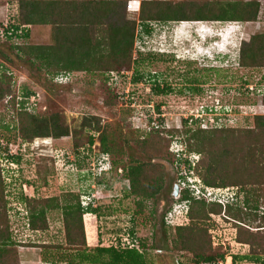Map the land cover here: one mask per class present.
Instances as JSON below:
<instances>
[{
    "label": "rangeland",
    "instance_id": "obj_1",
    "mask_svg": "<svg viewBox=\"0 0 264 264\" xmlns=\"http://www.w3.org/2000/svg\"><path fill=\"white\" fill-rule=\"evenodd\" d=\"M117 1L123 2L126 10L128 0ZM184 1L193 0L170 2ZM205 1L223 4L251 0L194 2ZM255 2L260 3V16L254 22L153 23L148 35L138 32L140 38L136 39L143 49V53L137 51L135 54L138 62L131 71L121 73L117 78L114 73L109 76L78 73L67 79L53 77L52 80L50 74L38 69V62L28 63L27 57L16 50V46L22 44L48 45L51 27L38 25L15 30L19 24L18 0H0V77L5 90L10 91V96L0 100V168L10 241L14 244L6 247L10 253H4L0 258L2 261L6 264L16 261L17 264H36L38 261L40 264L43 261L41 255L48 252L51 253L47 258L52 262L58 258L63 264L74 261L76 252L66 248L61 211H48L47 230L33 231L28 226L24 205L25 197L42 200L59 198L65 193L80 195L84 203L92 201L97 207L98 216H83L87 251L100 245L118 250L126 245L131 248L121 236L126 234L127 220L131 218L134 237L137 243L146 246L144 251L152 264H176L178 260L187 262L193 258L191 254L172 250L176 226L161 223L180 203V191L186 187L192 189L190 183L197 178L180 180L184 183L181 185L178 175L168 169L160 192L152 199L140 200L142 211H137L135 201L138 199L128 194L129 183L121 175L129 167L143 165L144 171L150 165L148 152L145 154L143 149L145 145L141 146L137 140L149 139L152 128L174 130L187 125L194 130L192 122L185 119L201 114L206 119L223 116L221 122L228 123L227 127L246 131L254 127L253 117L264 115V68L237 65L239 48L253 35L264 33V0ZM121 12V18H138V13L127 10L125 13L123 7ZM218 53L231 55L229 66L222 67L227 64L224 61L220 64ZM192 59L197 60L193 62ZM230 59L234 61L231 63ZM208 66L216 70L206 68ZM156 85L170 92L157 95L154 93ZM24 89L34 94L26 98ZM20 108L38 117H57L67 125L69 134L59 139L23 141L20 125L24 121L17 111ZM228 115L230 120H227ZM91 117L98 121V132L93 130L95 120L89 121ZM86 122H91L89 128L85 126ZM160 137L164 138L163 135ZM101 138L110 150L103 158ZM252 141L251 135L244 132L238 135L235 148L240 147V150L235 157L246 153ZM173 145L183 147L176 141ZM5 152L19 161L12 162ZM111 160L114 161L112 171L108 170ZM251 174L246 171L248 183L254 180ZM97 175L100 178L95 179ZM175 186L179 189L177 196H173ZM228 189V192L232 191V199L236 193L239 195L237 206L242 207L244 193H239L238 186ZM244 189L251 187L246 184ZM211 220L212 243H216L213 247L220 246L226 253V264H231L234 256L248 255L249 246L235 240L236 227L231 220H224L223 216H212ZM49 246L64 249L57 254L51 248L46 249ZM60 253L61 257L58 256ZM251 262L254 260L237 261L238 264Z\"/></svg>",
    "mask_w": 264,
    "mask_h": 264
},
{
    "label": "trees",
    "instance_id": "obj_2",
    "mask_svg": "<svg viewBox=\"0 0 264 264\" xmlns=\"http://www.w3.org/2000/svg\"><path fill=\"white\" fill-rule=\"evenodd\" d=\"M170 1H142L137 20H127L125 16L120 17L122 16L121 8L123 7L125 13L126 10L123 2L117 0H18L19 24L14 29L45 25L51 27L52 34L48 45L22 44L17 45L16 50L21 56L27 57L28 63L38 62V69L45 74H50L52 80L53 77L67 79L78 73H102L106 76L114 73L117 78L121 73L131 71L132 66L138 62L136 58H133L136 38H140L138 32L148 35L153 23L232 21L242 23L254 22L260 16V3L255 0L223 4L210 1L198 3L194 2L195 0L177 3ZM218 54H220L218 57L220 64L223 61L227 64L222 67L229 66L230 55ZM237 65L251 69L264 68V33L253 35L247 44L239 48ZM206 68L216 70L210 66ZM2 82L0 77V100L10 96V91L7 88L5 90ZM24 92L26 98L34 94L32 91L25 90ZM169 92L158 86L154 88V93L157 95ZM17 111L24 121L20 125V135L23 141L30 142L34 138L59 139L69 134L67 125L62 124L57 117H38L25 111L24 108ZM91 120H95L93 130L98 132L97 119L91 117L89 121ZM253 123L254 127L246 131H239L233 127L205 130L194 121L192 122V126H195L194 130L187 125L174 130L165 127L154 130L152 128L148 135L149 139L137 140L141 146L145 145L143 149L145 154L148 152L150 165L144 168V171L143 165L129 167L121 175L122 179L129 183L128 194L138 199L135 201L137 211H142L141 201L152 199L160 192L168 169L178 175L180 184H182L180 180L189 181L190 178H197L196 180L200 183L193 182L190 186L199 187L201 185L203 188L213 189L238 186L239 193H244L242 207L237 206L239 204L237 193L235 198L223 207L216 202L196 199L193 195L194 189L186 187L180 191L179 200L187 202L189 221L187 225L174 227L172 250L176 253L191 254L193 258L187 262L178 260L176 264H218L220 261H225L226 253L222 248L213 247L210 229L213 226L212 216H223L224 220H231L236 227L235 240L237 243L250 248L248 255L234 256L231 264H238L237 261L240 260H254L252 264H264V215H261L260 223H258L256 214L258 208L264 205V115L253 117ZM85 126L89 128L91 122H86ZM243 132L248 136L251 135L253 143H250L251 146L246 153L237 158L235 156L240 147L235 148V141ZM161 135L164 138H161ZM180 136L182 139H178ZM174 141L183 147L177 148L173 145ZM89 142L92 143L91 137H89ZM100 142L102 148L100 154L103 158L104 154L110 150L105 146L104 138H101ZM6 157L14 163L19 161L10 153H6ZM113 166L114 161L111 160V171ZM246 171L253 174L251 176L254 180L251 183L246 180ZM1 172L0 168V258L4 253H10L6 247L14 246L10 241L8 209ZM86 175L89 173L87 172ZM98 175L95 179L100 178ZM100 181L99 179L98 182L101 183ZM246 184H249L251 189H244ZM81 197L74 193H65L59 198L42 200L25 197L24 205L29 228L33 231L47 230L46 213L60 210L66 248L76 252L74 261L68 264L153 263L147 259L144 251L146 246L137 243V238L134 237L136 234L131 228V218L127 220L126 234L121 236H127L132 241V248L126 247L118 250L113 246L100 245L87 251L83 216L86 214L98 216V211L92 201L84 203ZM161 224L165 226L164 221ZM49 248L55 250L56 253L64 249L58 246L46 247V249ZM61 255L62 253L58 256L61 257ZM65 255L66 253L63 252V256ZM41 257L51 264L63 262L58 258V261H53V263L45 253ZM75 260L77 263H74ZM6 263L0 259V264ZM14 264H17V261Z\"/></svg>",
    "mask_w": 264,
    "mask_h": 264
},
{
    "label": "built area",
    "instance_id": "obj_3",
    "mask_svg": "<svg viewBox=\"0 0 264 264\" xmlns=\"http://www.w3.org/2000/svg\"><path fill=\"white\" fill-rule=\"evenodd\" d=\"M142 1H145V0H128V2L126 4V10L138 13L139 10H140V6H141V2ZM135 49H137L139 51H143V49H141L139 47V45H138V40L135 41ZM228 116H229V119H227V120H230V115H228ZM222 119H223V116L220 117V118H216L214 116V117H209V118L206 119L205 115L197 114V115L194 116L193 119H188V122H190V121L194 122L195 121V122L198 123L199 127L202 128V129H221V128L227 127V124H228L227 123L225 125L224 123H222L221 122ZM182 184H184V183H182ZM200 186L199 187L192 186V189H194L193 195H194V197L196 199H205L208 202H214V203L216 202V203H219L222 206H224L225 203L228 202V201H225L221 197H218L216 195L217 193L223 192L224 189L204 188L205 189V193H204V192L200 191V189H199V188H201ZM230 199L232 200V198H230ZM173 208H177V209L176 210L172 209V211H170V213H169V215L167 217V220H168L167 222H169L170 224L175 225V226H180V225L186 224V223H182V222H187L188 223V218H187L188 206H187V202H182V204H178V205H176V207H173ZM124 239L126 240L125 244L127 243L132 248V245H131L132 241L129 240L127 238V236H125ZM123 243H121V244H123ZM213 244L216 245V243H213ZM219 244H222V243H219ZM126 247H127V245H126ZM226 259H228V258H226ZM223 263L226 264L225 262H221V261L218 262V264H223Z\"/></svg>",
    "mask_w": 264,
    "mask_h": 264
},
{
    "label": "clouds",
    "instance_id": "obj_4",
    "mask_svg": "<svg viewBox=\"0 0 264 264\" xmlns=\"http://www.w3.org/2000/svg\"><path fill=\"white\" fill-rule=\"evenodd\" d=\"M136 40H137V39H136ZM137 51H139V50H137V49L134 50V52H133V58H136V57L138 56V55H137V56L134 55ZM139 52H140V53H143V51H139ZM195 60H197V59H195ZM195 60L192 59V61H195ZM214 60L217 61L216 58H215ZM230 113H232V112H230ZM233 114H234V113H233ZM231 117H232V116H231ZM190 118L193 119L194 117H193V116H190L188 119H190ZM188 119H185V120H188ZM225 128H227V127H225ZM156 129H157V128H156ZM221 129H222V128H221ZM205 130H213V129H205ZM103 162H104V160H103ZM110 168H111V163L109 162V168H108V170H110ZM194 182H196V181H194ZM200 187H201V186H200ZM199 189H200L201 192H204V193H205V189H204L203 187H201V188H199ZM225 190H226V191H225ZM227 190H229V189H224L223 192H221V193H217L216 195H217L218 197H221L223 200L230 202V201H232V200L230 199V198H232V197H231V193H232V191H231V192H228ZM179 204H182V202H180ZM226 204H227V203H225V205H226ZM225 205H224V206H225ZM224 206H223V207H224ZM172 209H173V208H172ZM172 209H171L170 211H172ZM170 211H169V212H170ZM169 212H168V213H169ZM187 212H188V211H187ZM168 213H167V214H168ZM164 220H165V221H164ZM164 220H163L164 222H167V218L164 217ZM188 221H189V220H188ZM187 224H188V223H187ZM187 224H186V225H187ZM170 225H171V224H170Z\"/></svg>",
    "mask_w": 264,
    "mask_h": 264
},
{
    "label": "flooded vegetation",
    "instance_id": "obj_5",
    "mask_svg": "<svg viewBox=\"0 0 264 264\" xmlns=\"http://www.w3.org/2000/svg\"><path fill=\"white\" fill-rule=\"evenodd\" d=\"M257 217H258V223H260V217L261 215H264V205H262L261 207L258 208V210L256 211ZM257 223V224H258Z\"/></svg>",
    "mask_w": 264,
    "mask_h": 264
},
{
    "label": "crops",
    "instance_id": "obj_6",
    "mask_svg": "<svg viewBox=\"0 0 264 264\" xmlns=\"http://www.w3.org/2000/svg\"><path fill=\"white\" fill-rule=\"evenodd\" d=\"M220 30H221V29H220ZM225 30H227V28H226ZM225 53H227V52H225ZM228 55H229V54H228ZM229 57H231V55H230ZM233 61H234V60L232 59L231 62H233ZM48 253H51V252H48ZM48 253H46V256H47ZM43 255H44V254H43ZM42 257H43V256H42ZM42 260H43V261L40 262V264H41V263H43V264H48L47 262H45V260H44L43 258H42ZM26 261H27V260H26ZM27 262H29V260H28ZM48 262H49V261H48ZM34 263H35V262H34ZM34 263H33V264H34ZM49 263H50V262H49ZM30 264H32V263H30ZM36 264H39V262L37 261ZM50 264H51V263H50ZM59 264H63V262H62V263H59Z\"/></svg>",
    "mask_w": 264,
    "mask_h": 264
},
{
    "label": "water",
    "instance_id": "obj_7",
    "mask_svg": "<svg viewBox=\"0 0 264 264\" xmlns=\"http://www.w3.org/2000/svg\"><path fill=\"white\" fill-rule=\"evenodd\" d=\"M178 186L174 187V191H173V196H177L178 195Z\"/></svg>",
    "mask_w": 264,
    "mask_h": 264
}]
</instances>
